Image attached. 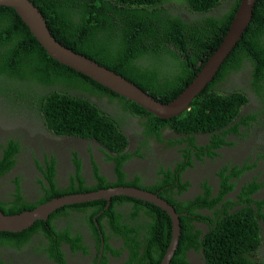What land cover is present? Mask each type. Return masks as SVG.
Here are the masks:
<instances>
[{"label": "trees", "instance_id": "obj_1", "mask_svg": "<svg viewBox=\"0 0 264 264\" xmlns=\"http://www.w3.org/2000/svg\"><path fill=\"white\" fill-rule=\"evenodd\" d=\"M31 1L60 43L120 73L156 99L166 101L190 81L218 45L239 0H230L228 8L219 15L210 9L221 0H184L183 8L178 7L182 10H177L169 0ZM245 65L248 82L235 88L218 87L220 80ZM233 82L237 83L235 79ZM103 97L108 102L116 99L123 109L128 108L144 117L141 123L147 133L158 135L164 124L183 131L194 127L208 130L235 120L227 129L233 130L238 123L244 126L256 121L261 129L260 136L264 138V0H255L251 17L239 38L213 77L192 97L189 107L169 118L151 113L47 54L16 11L9 5L0 4V105L32 102L50 131L93 138L102 143L113 152L109 157L116 159L118 178L112 180V184H128L130 181L124 180L120 169L126 135L114 116L95 100ZM246 103L251 104L248 112H241ZM259 115L262 117L258 118ZM18 148V141L12 137L0 143V174L13 164L14 152ZM52 163V160L47 162L48 169L42 173L48 186L43 187L35 200L18 197L14 202H0V209L5 213L15 212L31 208L53 195L109 184L98 179L95 186H89L77 177V180H70L60 187L54 180ZM163 180L172 184V173H167ZM205 191L187 200L174 197L168 189L155 191L179 213L178 241L167 264H187L185 250L189 246L196 250L201 247L205 264H262L264 260L256 262L253 255L260 241L258 218L264 219V212L258 208L256 213L248 203L232 211L224 210L222 216L209 224L202 237H198L189 214L202 213L194 209L200 205L211 208L209 202L214 198L209 196L210 191ZM123 201L131 203L127 210L129 222H122V212L114 208ZM105 202L104 198H94L64 204L50 212L46 219H37L23 231L0 230V238L8 235L6 239L11 238L12 244L19 245L31 231L44 232L49 239L53 234L60 237L51 218L65 216L67 208L72 207L88 210L86 221L91 224V219H95L100 225L101 218H104L128 248L134 235H141L142 249L146 254L144 260L139 257L135 264H158L170 237V218L165 210L126 194L111 196L106 208ZM257 206L260 207L259 201ZM140 209L147 220L142 232L138 231L139 223L131 222ZM91 231L97 238L98 232ZM156 245L157 256H153ZM56 248H50L51 256L57 252ZM132 258L128 257L126 264H130Z\"/></svg>", "mask_w": 264, "mask_h": 264}, {"label": "flooded vegetation", "instance_id": "obj_2", "mask_svg": "<svg viewBox=\"0 0 264 264\" xmlns=\"http://www.w3.org/2000/svg\"><path fill=\"white\" fill-rule=\"evenodd\" d=\"M214 8L215 6L210 10ZM177 10L182 9L177 7ZM248 76V68L245 65L233 71L230 77L220 80L218 87H240L248 82ZM233 79L237 83H234ZM95 100L108 109L110 114L113 113L110 109L115 103L109 104L111 102L105 97ZM247 105V103L243 105L245 107H242L241 112H248L247 109L251 104ZM2 107V112L7 117L15 115L9 106ZM117 114L122 121L114 118L127 139L121 151L124 156L120 160V169L124 180L130 181L128 185H139L155 191L168 189L180 200L192 199L198 194H204L205 189L210 191L209 196L214 198L209 202L211 208L200 205L194 209L202 213L189 214L190 221L194 224L193 229L198 230L199 238L213 220L223 215L224 210L232 211L248 203L256 213L258 208L264 212V140L251 136L252 123L244 126L238 123L234 125L233 130H229L227 129L229 125L235 123V120H232L225 126L208 130H199L197 127L186 132L164 124L159 134L155 135L145 131V125L140 122L144 117L130 109L118 107ZM133 122L138 126L135 131L138 134L135 136V132L131 133ZM45 129L46 134L38 138L43 142L41 144L33 142L30 147L25 145L19 132L0 137L3 139L2 143H5L10 136L19 143V148L14 152L13 164L0 174V202H14L18 197L28 201L35 200L42 193L43 187L48 186L42 173L48 167L47 162L51 160L53 177L60 187L67 185L70 180H77V177L82 179L83 184L89 186H95L98 179L109 182L106 185L109 186L112 185V180L118 178L115 170L116 159L109 157L113 152L102 143L93 138L55 133L46 127ZM53 148H56L54 152L57 155L50 151ZM37 159L39 160L36 164ZM34 165L36 169L33 168ZM60 172L63 173V177H59ZM167 173H172V184L163 180ZM227 184H230L229 188ZM249 185L252 187L248 188ZM106 186L98 185L95 188ZM216 196L220 198L217 199ZM258 201L260 207L257 206ZM130 206L131 203L126 201L114 205L116 210L122 212V222L130 221L127 216ZM67 210L65 216L55 215L51 218L54 227L58 228L61 234L60 237L53 234L49 239L44 232L31 231L25 235L26 240L19 245L12 244L11 238L6 239L8 235L1 237L0 262L4 264H126L129 248L122 238L112 231L104 218H101L103 225L101 228L96 223L97 230L101 234V241L98 244L95 234L91 231L93 228L86 221L85 210L80 211L72 207H68ZM131 220L134 224H140L138 231L142 232L145 229L147 220L141 209ZM258 222L260 241L253 255L256 262L264 260V219L258 218ZM31 224L27 227L32 226ZM27 227L17 231H23ZM103 233L105 236L102 235ZM140 237L141 235H134V240L129 246L133 254L130 264H135L142 253L146 254L142 250ZM55 247L57 252L54 251V255L51 256L49 250ZM156 248L157 245L152 250L153 256H157ZM198 249L193 250L192 246L186 247L187 264H205L201 247Z\"/></svg>", "mask_w": 264, "mask_h": 264}, {"label": "water", "instance_id": "obj_3", "mask_svg": "<svg viewBox=\"0 0 264 264\" xmlns=\"http://www.w3.org/2000/svg\"><path fill=\"white\" fill-rule=\"evenodd\" d=\"M254 2L255 0L238 1L220 42L205 58L195 75L171 99L160 101L120 73L56 40L50 33L42 14L31 0H0V4L9 5L16 11L47 54L161 117H169L186 108L192 97L213 77L219 64L228 54L248 23ZM116 194H126L145 199L161 207L168 214L170 218V237L158 262V264H167L177 245L180 231L179 213L174 210L173 206L165 198L157 193L134 185L113 184L89 190L64 192L53 195L31 208H23L15 212L5 213L0 209V230H20L36 219H45L50 212L64 204L104 198L107 205L110 196Z\"/></svg>", "mask_w": 264, "mask_h": 264}, {"label": "rangeland", "instance_id": "obj_4", "mask_svg": "<svg viewBox=\"0 0 264 264\" xmlns=\"http://www.w3.org/2000/svg\"><path fill=\"white\" fill-rule=\"evenodd\" d=\"M172 4L176 5L177 7L182 8L185 4L184 0H169ZM230 0H221L216 6L215 8L212 10V12L218 13L220 11L225 10L228 5H229ZM190 13V12H189ZM246 81V80H244ZM93 98V97H92ZM94 99V98H93ZM115 101V102H114ZM114 101H112L109 104L115 103V105H113L111 107L110 110H112L113 113H111L115 118H118V120L122 121L120 119V117L118 116V107H121L118 105V103H120L119 101H117L116 99H114ZM2 106H9L10 109L12 110V112L15 114L14 116H10L7 117L3 112V107ZM102 106V105H101ZM103 108H105L104 106H102ZM105 110H107L108 112H110L108 109L105 108ZM18 116H21V118H19ZM12 117V118H11ZM16 117H18L17 119H15ZM262 115H259L258 118H261ZM18 122H15V121ZM124 124H127L124 122ZM43 121L40 115V112L38 110V108L32 103H25V104H18V103H14L11 105H0V137H4V135H12L13 133H20L22 136V139L25 142V145H28L27 147H30L29 145L33 142H38V143H42V139H38L39 137H42V135L46 134V129L45 126H43ZM138 126L135 122H133L132 126H131V133L135 132L137 130ZM138 132L134 133V136L137 135ZM250 134L251 136L254 138L255 136L258 137V139H261L260 134H261V129L258 125V122L254 121V123L252 124L251 128H250ZM12 137V136H10ZM3 141V139H0V142ZM47 146V145H45ZM50 148V146H47ZM264 148V147H263ZM56 148L51 149L50 151L52 153H56L54 152ZM30 152V151H29ZM57 155V153H56ZM84 156V155H83ZM82 157V156H80ZM37 162L36 164L38 163ZM35 164V165H36ZM35 165L33 166V168H35ZM36 169V168H35ZM35 174V173H34ZM33 174V175H34ZM33 175H31V177H33ZM59 177H63V173L60 172ZM75 215V214H74ZM59 221V218L57 219ZM91 222L93 224L90 223V221H88L89 225L91 228L94 229V231L98 232V236H97V243L99 244L101 241V234L99 233V231L97 230V224L94 221V219H91ZM103 225L102 223L99 225V228H101ZM103 236H105V234H102ZM129 250H131V248H129ZM143 250V249H142ZM144 251V250H143ZM17 253H19L17 251ZM133 256V254L131 252L128 251V257ZM128 257L126 258V260L128 259ZM145 254H141L140 258L141 260H144Z\"/></svg>", "mask_w": 264, "mask_h": 264}, {"label": "clouds", "instance_id": "obj_5", "mask_svg": "<svg viewBox=\"0 0 264 264\" xmlns=\"http://www.w3.org/2000/svg\"><path fill=\"white\" fill-rule=\"evenodd\" d=\"M183 8V7H182ZM198 93V92H197ZM161 101V100H160ZM167 101V100H166ZM190 102V101H189ZM189 102H188V104H187V106H186V108H184L183 110H185V109H187L188 107H189ZM183 110H181L180 112H182ZM179 112V113H180ZM179 113H177V114H179ZM177 114H174V115H177ZM171 116H173V115H171ZM159 117H161V116H159ZM170 117V116H169ZM169 117H163V118H169ZM140 122H141V120H140ZM252 126V125H251ZM250 126V127H251ZM194 128H197V127H194ZM192 130V129H191ZM191 130H185V131H183V132H186V131H191ZM261 137V136H260ZM261 139H263L264 140V138L263 137H261ZM40 181V180H39ZM114 184H123V183H114ZM113 185V184H112ZM135 186V185H134ZM138 187H140V186H138ZM141 188H143V187H141ZM144 189H146V188H144ZM147 190H149V189H147ZM150 191H152V190H150ZM153 192H155V191H153ZM156 193V192H155ZM117 195V194H116ZM113 196V195H112ZM111 197V196H110ZM141 199V198H140ZM106 200V199H105ZM143 200H145V199H143ZM147 201V200H146ZM150 202V201H149ZM109 203H110V198H109V201H108V203H107V205H106V202H105V204H104V208H106V207H108V205H109ZM88 210H86L85 211V213L87 212ZM94 217V216H93ZM94 221H95V219H94ZM193 250H196V249H193ZM197 250H199V249H197ZM202 250V249H201Z\"/></svg>", "mask_w": 264, "mask_h": 264}]
</instances>
